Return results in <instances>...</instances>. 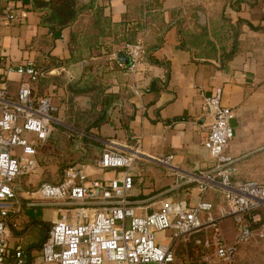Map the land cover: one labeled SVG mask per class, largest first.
<instances>
[{
    "label": "crops",
    "instance_id": "crops-1",
    "mask_svg": "<svg viewBox=\"0 0 264 264\" xmlns=\"http://www.w3.org/2000/svg\"><path fill=\"white\" fill-rule=\"evenodd\" d=\"M40 1L0 0V75L8 77L16 92L28 79L18 67L32 62L40 72L43 69L32 82L35 93L50 95L58 107L55 130L46 148L37 150L35 173L14 182L17 197L11 222L17 226L9 236V263L21 246L27 261L57 264L43 260L42 244L65 211L40 196L37 188L42 182H54L55 172L59 181L63 169L76 162L90 164L91 178L121 175V170H100L94 163L106 149L132 145L138 138L142 156L133 167L131 196L137 212L157 210L167 199L195 205L199 188L179 182V175L212 165L204 144L212 117L204 100L219 87L222 103L236 110L235 137L228 148L236 157L232 176L264 182V0H75L76 20L54 29L43 21L46 10L38 7ZM8 12L15 17L7 20ZM205 26L217 48L211 58L200 56L183 34ZM101 31L103 52L67 63L73 34L80 39L81 34ZM123 37L144 42V57L134 74L123 65L128 64L126 53L114 55ZM89 63L98 69L100 87L71 92L70 83L81 78ZM132 86L143 93L136 96ZM170 154L175 155L173 168L156 161ZM203 199L214 204L215 216L227 206L222 189L208 190ZM155 201L157 208L152 207ZM219 226L228 241L234 240L232 218L221 219ZM166 231L158 233L160 242L168 241Z\"/></svg>",
    "mask_w": 264,
    "mask_h": 264
},
{
    "label": "built area",
    "instance_id": "built-area-1",
    "mask_svg": "<svg viewBox=\"0 0 264 264\" xmlns=\"http://www.w3.org/2000/svg\"><path fill=\"white\" fill-rule=\"evenodd\" d=\"M15 15L6 13L10 20ZM129 56L123 64L134 74L144 57L142 40H125L114 52ZM27 75L16 92L8 77L0 75V264H37L27 261L21 246L13 251L9 263L11 212L17 197L15 179L33 172L40 145L55 130L58 107L50 95L35 93L32 82L41 72L32 62L18 67ZM136 96L141 88L132 86ZM222 88L207 95L204 107L212 117L205 138V147L212 165L199 173H183L179 182L195 183L199 201L190 206L185 200L167 199L161 207L145 214L137 212L132 190L135 185L133 167L142 156L141 139L117 149L108 148L94 163L100 170H121L111 179L91 178L90 164L76 162L63 169L58 182L44 181L38 187L40 196L51 204L60 205L64 213L54 221L42 244L43 260L57 264H171L175 259L173 242L181 235L199 229L213 230L206 243L228 264H234L242 245L255 239L264 240V182L234 179L230 171L236 157L228 151L235 137L232 120L236 110L222 103ZM20 150H16L17 148ZM173 154L156 161L173 168ZM211 189H222L227 206L214 215V204L203 199ZM206 213V217H203ZM230 217L236 229L234 240L228 241L219 221ZM171 229L170 242H160L159 232ZM173 230V232H172Z\"/></svg>",
    "mask_w": 264,
    "mask_h": 264
},
{
    "label": "trees",
    "instance_id": "trees-1",
    "mask_svg": "<svg viewBox=\"0 0 264 264\" xmlns=\"http://www.w3.org/2000/svg\"><path fill=\"white\" fill-rule=\"evenodd\" d=\"M75 0H42L38 2L39 8H44L46 10V14L43 17V21L51 26L53 29L58 27L62 28L73 23L78 15V12L75 8ZM210 29L208 27H201L200 31H188L183 30V34L186 37V42L193 45L196 49L199 50V55L202 57L211 58L212 55L217 50L215 43L210 38ZM215 34V33H214ZM103 35L101 31L98 34H81L80 39H78V35L73 34V38L71 40V58L67 60V63H74L83 60L84 58L90 59L93 55L98 54L103 49L100 48L102 45L99 43L100 36ZM126 39L120 38L117 42H123ZM88 45H95L92 49L88 50ZM105 50L109 51L110 48L107 47ZM85 51L88 52L85 54ZM103 52V51H102ZM234 52V49L228 54L231 55ZM57 65H61L62 63L59 61H54ZM49 66L47 64L44 67V70ZM95 64L89 63L84 67L81 78L74 82L70 83L69 88L73 93L81 94L85 92H92L97 90L100 87L99 79L97 78L99 72L98 69H95ZM43 69H41V72ZM10 84V83H9ZM103 120V119H102ZM44 144V143H43ZM42 150L46 148V143L41 146ZM192 183L188 184L191 185ZM206 233L211 236L213 230L204 229ZM201 237L196 238L197 244L203 247V244L206 241L204 234L200 235ZM179 250V251H178ZM184 250L181 246L179 249L177 248L176 253L180 254V252ZM175 253V252H174ZM174 264V261L171 263Z\"/></svg>",
    "mask_w": 264,
    "mask_h": 264
},
{
    "label": "rangeland",
    "instance_id": "rangeland-1",
    "mask_svg": "<svg viewBox=\"0 0 264 264\" xmlns=\"http://www.w3.org/2000/svg\"><path fill=\"white\" fill-rule=\"evenodd\" d=\"M198 19L199 18L196 17L194 20L198 21ZM39 150H42L41 145L39 146ZM32 173L34 174L35 172L33 171L29 174ZM56 173L57 172H55L51 177L54 182L57 180ZM158 204L159 202L155 201L152 207L157 208ZM202 232L205 238L209 236V234L205 232L204 228H202L192 233L183 234L173 242V249L175 252L174 264H228L216 255L214 247L212 245H208L206 241L203 244V247L197 244L195 239L201 237L200 235ZM166 234L170 235L171 229H168ZM170 241L171 240L168 239L167 243ZM181 246L184 250H182L180 254H177L176 250ZM234 264H264V240L255 239L242 245Z\"/></svg>",
    "mask_w": 264,
    "mask_h": 264
},
{
    "label": "water",
    "instance_id": "water-1",
    "mask_svg": "<svg viewBox=\"0 0 264 264\" xmlns=\"http://www.w3.org/2000/svg\"><path fill=\"white\" fill-rule=\"evenodd\" d=\"M127 60H128V62L130 61V59H129V57H127ZM232 125L235 127L236 126V124H235V119H233L232 121ZM230 171H231V169H230ZM48 236V235H47ZM47 238V237H46ZM147 264H155V263H147Z\"/></svg>",
    "mask_w": 264,
    "mask_h": 264
}]
</instances>
